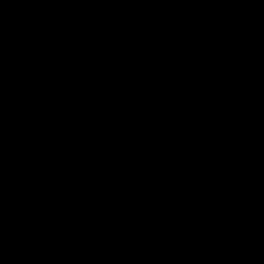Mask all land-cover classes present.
I'll return each instance as SVG.
<instances>
[{
    "label": "water",
    "instance_id": "obj_1",
    "mask_svg": "<svg viewBox=\"0 0 264 264\" xmlns=\"http://www.w3.org/2000/svg\"><path fill=\"white\" fill-rule=\"evenodd\" d=\"M0 264H264V0H0Z\"/></svg>",
    "mask_w": 264,
    "mask_h": 264
}]
</instances>
